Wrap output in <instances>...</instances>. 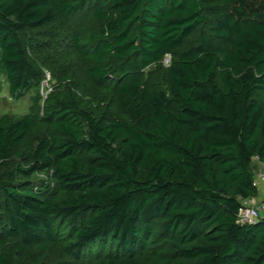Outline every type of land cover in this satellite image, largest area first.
<instances>
[{
	"label": "trees",
	"instance_id": "1",
	"mask_svg": "<svg viewBox=\"0 0 264 264\" xmlns=\"http://www.w3.org/2000/svg\"><path fill=\"white\" fill-rule=\"evenodd\" d=\"M87 10L98 26L77 52L130 122L99 99L82 107L77 82L51 89L42 119L58 137L0 171V264L3 235L44 254L60 225L76 258L109 243L99 264H264V220L236 223L257 195L252 159L264 165V0H0L13 99L45 79L30 57L39 33ZM166 57L167 89H151L145 71ZM34 124L0 118V168ZM40 173L52 188L19 180Z\"/></svg>",
	"mask_w": 264,
	"mask_h": 264
},
{
	"label": "rangeland",
	"instance_id": "2",
	"mask_svg": "<svg viewBox=\"0 0 264 264\" xmlns=\"http://www.w3.org/2000/svg\"><path fill=\"white\" fill-rule=\"evenodd\" d=\"M98 22L93 18L89 10L72 17L70 23L66 26L52 25L43 29L39 33V41L35 42L34 49L30 52V57L35 64L42 67L45 79L39 87L32 88L21 99H13L9 95L6 79L0 74V118L8 117L18 119L25 115H31L35 124L26 138L23 145L10 153L9 160L0 171L12 170L15 167L24 166L33 151L36 139L44 136L58 134L42 119V107L46 96L53 87H62L69 82H77L80 86L77 97L80 99L82 107L87 108L96 99L101 100V109L109 112V116L130 122L128 117L113 104L108 103V97L105 96L107 87H99L93 81L89 73L90 65L84 63L76 49V43L81 46L89 45V35L96 31ZM190 41H197L194 36ZM158 66H152L145 71L143 83L154 90H166L165 71L170 62ZM71 84V83H70ZM108 86V85H107ZM103 98L106 102H102ZM264 102V94L260 97ZM5 169V170H4ZM19 180L33 184H43L41 186L53 187L51 175L47 173L35 174L33 176L22 177ZM1 212V209H0ZM68 226L60 225L57 233V240L51 244L47 252L42 254L37 247L32 250H25V255L18 253V239L2 236L3 249L11 254V264H99L101 256L106 255L109 243L103 249L98 244L91 246L83 251L78 258L74 257L72 249L69 248Z\"/></svg>",
	"mask_w": 264,
	"mask_h": 264
},
{
	"label": "built area",
	"instance_id": "3",
	"mask_svg": "<svg viewBox=\"0 0 264 264\" xmlns=\"http://www.w3.org/2000/svg\"><path fill=\"white\" fill-rule=\"evenodd\" d=\"M169 58L164 59L165 64L168 63ZM252 163L255 166L253 169V185L256 188L257 195L253 198L240 200V207L236 215V223L239 225H251L264 220V165L259 162L257 157L252 159Z\"/></svg>",
	"mask_w": 264,
	"mask_h": 264
}]
</instances>
